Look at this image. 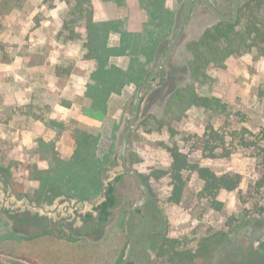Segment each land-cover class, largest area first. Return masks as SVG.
<instances>
[{"label":"rangeland","instance_id":"obj_1","mask_svg":"<svg viewBox=\"0 0 264 264\" xmlns=\"http://www.w3.org/2000/svg\"><path fill=\"white\" fill-rule=\"evenodd\" d=\"M209 1L231 17L232 0ZM90 2L96 22L125 19L130 32L144 28L139 0H125L124 7L113 1ZM183 3L165 0L176 16L172 35ZM74 4L75 0H0V179L9 176L17 185L15 190L27 199L4 196L0 182V264H119L139 226L131 209L143 194L136 181L123 173L119 159L136 86L112 95L102 120L83 114L82 108L90 104L84 92L94 67L82 58V41L68 40L70 33L63 29L64 22L70 26ZM216 21L200 1L191 4L170 57L140 96L127 157L131 169L147 177L151 194L139 208L148 230L134 242L130 260L136 264L172 260L154 232L174 241L177 251L187 252L185 264H249L252 260L257 264L264 257V57L253 49L230 57L225 69H208L212 80L200 85L198 93L218 97L227 105L224 115L193 108L172 124L174 135L158 122L171 91L187 82L191 55L186 45ZM74 31L83 34L77 26ZM172 35H166L148 70L157 64ZM109 40L118 44L115 34ZM111 63L126 69L129 57L112 58ZM50 120L61 125L50 127ZM75 129L97 137L101 182L114 185L115 204L104 221L91 210L102 200L99 195L80 201L57 195L53 188L38 203L34 201L38 184L30 179L27 166L46 170L55 159L69 161L75 151ZM211 131L217 136H210ZM173 143L191 163L217 175L238 174V187L215 196L201 194L203 182L195 173L184 172L181 202H168L169 178L156 171L168 169L170 157L163 147ZM89 213L91 218L86 217ZM190 253L197 255L191 261Z\"/></svg>","mask_w":264,"mask_h":264},{"label":"trees","instance_id":"obj_2","mask_svg":"<svg viewBox=\"0 0 264 264\" xmlns=\"http://www.w3.org/2000/svg\"><path fill=\"white\" fill-rule=\"evenodd\" d=\"M104 1H113L120 7L126 6L125 0ZM196 1L199 0H193L192 5ZM139 2L140 9L144 12L142 15L144 28L140 32L126 30L125 19L94 21L90 0H75L74 6L69 11L70 26L64 22L63 29L70 33L66 38L82 41V58L94 67L84 92L90 104L82 108L83 114L92 119L102 120L107 115L108 102L112 95H121L125 87L129 85L137 87L144 82L156 66L148 70L155 63L156 55L161 50L166 35H172L176 16L174 11L166 7L165 0H139ZM224 15L228 16L225 13ZM75 26L81 29L83 34L75 32ZM112 34L118 36L117 45H113L109 40ZM186 49L191 55L185 70L187 71V82L171 91L164 106L163 116L158 121L159 125L165 126L171 135L176 133L172 124L179 122L193 108L217 116L226 113V104L218 97L200 95L198 87L211 82L212 78L208 72L210 67L225 69L226 61L232 56H241L256 49L258 55L264 57V0H240L239 18L235 25L217 20L196 40L189 42ZM121 56L129 57L126 69L111 63L112 58ZM262 86L264 88V80ZM35 118L40 119L39 115ZM48 125L55 128L61 124L50 120ZM211 134L210 136H217L214 131H211ZM208 135L204 134L207 137ZM73 136L75 151L69 161L55 159L54 164L46 170L38 169L36 166H27L30 179L37 181L38 184L34 192V201L38 203L40 197L45 195L44 193L46 196L50 194L53 188L57 190V195L73 196L80 201H90L99 195L102 200L93 205L91 210L96 213L100 221H104L109 215V209L115 204V195L112 181H108L106 185L101 182V161L96 157L97 137L79 129L74 130ZM163 148L170 157L169 167L167 170L156 171V173L160 177L169 178L170 192L167 201L170 203L179 204L181 202L186 186L184 172L195 173L197 178L203 182L201 194L204 192L211 196H215L220 190L231 192L240 183L238 174L217 175L208 167L191 163L175 143ZM127 162L129 165V157H127ZM129 167L131 168V165ZM135 173L139 175L151 194L147 177L138 172ZM118 179L116 178L115 181ZM0 182L4 196L9 195L14 200L26 198L21 190H15L17 185L9 176L7 179H0ZM86 217L91 218L92 215L89 213ZM155 238L162 239L161 247L171 252L172 260L169 259L168 264H185L184 256L188 255L187 252L177 251V246L173 245L175 242L166 237L156 235ZM124 256L125 253L121 255L119 263ZM196 256L195 253H190L189 260H193ZM261 260L262 264L264 257H261ZM253 262L254 260L249 264H254ZM128 264L134 263L130 261Z\"/></svg>","mask_w":264,"mask_h":264},{"label":"water","instance_id":"obj_3","mask_svg":"<svg viewBox=\"0 0 264 264\" xmlns=\"http://www.w3.org/2000/svg\"><path fill=\"white\" fill-rule=\"evenodd\" d=\"M192 1L193 0H184L179 23H178V25H177V27H176L173 35H172L167 47H166V50L164 51L163 55L159 59L155 68L147 75L144 82L135 88L133 96H132V100L130 103L127 125H126V128L124 130V133H123V136L121 139V144H120L119 159H120V165H121V168L123 170V173L127 176L132 177L136 181L137 185L139 186V188L143 194V197L140 200H138L137 202H135V204L133 205V207L131 209V214L139 219L140 225L136 229L134 234L131 236V238L128 242L127 252H126V255H125L124 259L122 260L121 264H125L129 260L131 252H132L134 241L136 240L137 236L140 234V232L143 230V228L145 226V218L139 213L138 209L140 208L141 205L145 204L149 198L148 191H147L144 183L142 182L141 178L130 167H128V164H127V148H128L129 139H130L133 127H134V123L136 120L138 103L140 100L141 93L150 86V84L154 81L156 76L160 73L162 67L164 66V64L166 63L168 58L170 57V54L172 53V51H173L177 41L179 40V38L183 32V29L185 27ZM199 1L219 21H222V22H224L226 24H230V25H235L237 23L238 18H239L240 0H232V15H231V17H227L224 14H222L218 9H216L212 5V3L209 0H199Z\"/></svg>","mask_w":264,"mask_h":264},{"label":"flooded vegetation","instance_id":"obj_4","mask_svg":"<svg viewBox=\"0 0 264 264\" xmlns=\"http://www.w3.org/2000/svg\"><path fill=\"white\" fill-rule=\"evenodd\" d=\"M217 20H218V19H217ZM23 199L25 200L26 198H25V197L21 198V200H23ZM19 200H20V199H19ZM26 200H27V199H26ZM40 211H41V210H40ZM138 211H139V209H138ZM139 213H140V212H139ZM140 214H141V213H140ZM131 215H132V214H131ZM141 215H142V214H141ZM132 216H133V215H132ZM134 217H135V216H134ZM135 218H136V217H135ZM97 219L99 220V217H98V216H97ZM137 219H138V218H137ZM138 220H139V219H138ZM145 223H146V220H145ZM139 225H140V221H139ZM138 227H139V226H138ZM138 227H137V228H138ZM137 228H136V229H137ZM147 230H148V228L146 229L145 226H144L143 230H142V231L140 232V234L137 236L136 240L138 239V237H139L141 234L144 233V231L147 232ZM135 231H136V230H135ZM135 231H134V232H135ZM134 232H133V234H134ZM149 232H150V234L152 233L150 230H149ZM133 234H132V235H133ZM153 234L158 235V236H162V237L165 238V235L158 234V233H155V232H154ZM134 242H135V241H134ZM133 245H134V244H133ZM127 248H128V246H127ZM132 249H133V248H132ZM126 252H127V251H126ZM131 253H132V252H131ZM125 255H126V253H125ZM124 257H125V256H124ZM124 257H123V259H124ZM130 257H131V255H130ZM123 259H122V260H123ZM122 260L120 261L119 264H121ZM130 261H132V260H130V258H129V260H128L125 264H128ZM132 262H133V261H132ZM133 263H134V262H133ZM134 264H136V263H134Z\"/></svg>","mask_w":264,"mask_h":264}]
</instances>
